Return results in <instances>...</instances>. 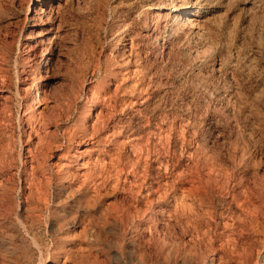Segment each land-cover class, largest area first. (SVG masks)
Returning a JSON list of instances; mask_svg holds the SVG:
<instances>
[{"label": "rangeland", "instance_id": "obj_1", "mask_svg": "<svg viewBox=\"0 0 264 264\" xmlns=\"http://www.w3.org/2000/svg\"><path fill=\"white\" fill-rule=\"evenodd\" d=\"M29 2L0 0V264H63L50 250L84 224L88 264H264V0H62L33 29ZM180 9L197 10L194 34L172 33ZM103 100L94 149L114 187L101 202L65 181L28 235L18 208L38 112L71 104L64 130ZM223 186L236 195L204 192ZM117 202L120 218L102 213Z\"/></svg>", "mask_w": 264, "mask_h": 264}, {"label": "bare ground", "instance_id": "obj_2", "mask_svg": "<svg viewBox=\"0 0 264 264\" xmlns=\"http://www.w3.org/2000/svg\"><path fill=\"white\" fill-rule=\"evenodd\" d=\"M60 1L62 0L47 1L49 2V4L47 5L46 8L47 10H46L42 8V5L46 6V2H43V0H37L38 3L36 2L35 4H33L32 3L33 1L30 0L27 8L28 10L30 8L33 9L34 12L33 16L29 19V21H32V29L36 27V21H38V19H40V17L44 13L46 12L51 13L56 8L60 9L59 8ZM55 4H57V6ZM196 17H197V10L195 9L178 10L177 15L175 16V21H173L174 25L171 28L172 33L173 34L177 33V35L181 34L182 36H187L192 34L194 30L198 31L199 23ZM60 25L61 24L57 25V29L60 28ZM53 29L54 28H52L51 30ZM55 37L57 36H54V38ZM96 94L92 92V94H90L87 97V99L92 100V98H94L95 96L97 97V99H99V97ZM0 98L5 99L6 96L1 92ZM103 101L104 102L99 101L100 104L99 109L95 114L94 118L92 119V121L88 125L86 124V122L83 121V118L80 117L78 121L79 124H76L74 127L66 128L64 130L59 129V122L63 118L72 114L71 104H66L67 110H64L63 106H56L54 112H50L51 114L48 115H46L45 112H43V110L38 112L39 113L37 115V119L39 120V121L37 120L38 125L35 127L33 126L34 128H32L30 131V137L34 135L33 136L34 138L32 137L33 138L32 144L27 149L28 156L26 158V161L30 165V171L27 172V176L24 178L25 180L23 181V185L21 187V189L23 190L22 192H24L23 195L24 200L23 203H21L22 205H19L18 208V211L20 212L23 205H25L26 207L25 212L26 211L32 212L31 215L28 213V216L25 217V219L18 217L20 221L19 223L22 225V227H24V230L27 232L28 235H31V231H32V228L28 225V218H30L31 216L38 217L37 213L41 212L43 209L50 211L51 199L54 198L55 191L58 190V188L60 189L64 188L65 181H71L72 183H69V186L73 187L74 179L83 178L80 186L86 189V194H88L91 197L100 199L101 202L104 196L102 195V191L106 190L108 186H110V188L113 186V185L112 186L109 185L105 181L106 174L109 173V169H108L109 162L106 161V158L102 157L101 153L97 152L98 150L94 149V147H96L95 144L98 143L99 138L101 137L105 128L107 127L106 121L110 115L109 108L107 105H105L106 103L105 100ZM31 104L33 105L38 104L37 95L33 96ZM54 125H55L54 129H52L51 127ZM245 144L243 145V147L245 146ZM238 146L236 145V147ZM243 147L235 148V150L236 151L239 149L244 150ZM245 159L246 158L244 157V160ZM110 164H114L113 159H111ZM246 174L247 171L244 169L242 171V175L240 176L239 181L242 182V179L245 178ZM208 178H210L209 173H208ZM233 180L236 181V179ZM208 183L209 180L207 181V184ZM3 184L4 183L2 182L1 185ZM59 185L61 187H58ZM4 187H5L4 190L0 192V216L2 217L7 216L9 212V207L5 204V202L8 200L9 187L7 188V185H4ZM250 190H251L250 188L246 187V190L243 191V194L244 195H248L249 193L252 194ZM204 192L206 195H208L209 193H220V195L229 193L236 195L235 190L227 191L224 186L221 188H217L216 190L215 188L214 189L211 188V190H208V187H205ZM106 194L108 193L106 192ZM101 208L103 214L104 212H108L109 210H111L112 213L114 214L113 216L115 219H118L121 216L120 215L121 204H119L118 202L115 204L102 206ZM71 217L73 216H70L68 220H71ZM136 220L138 219L136 218ZM132 222L134 223L135 221L133 220ZM75 223L76 222H67L65 223V226L71 224L73 227H75L76 226ZM87 231H88V224L87 225L84 224L82 226V229L78 232L73 231L74 233L72 234L73 236L71 237V239L68 242H65L63 240L60 241V243H58L56 248H54L52 251L50 250V255L54 254L56 259L63 258L64 260L63 264H68V263L88 264V259L90 258L91 253L85 254L86 252L84 253L83 249L80 248V246L82 245H78L79 248L75 247L76 240L80 241L81 238H83V236L86 235ZM32 240L34 244L38 246L40 251H42L43 249L41 245L42 243H40L39 240H37L35 237H32ZM67 243L73 245L75 249L74 248L66 249Z\"/></svg>", "mask_w": 264, "mask_h": 264}]
</instances>
